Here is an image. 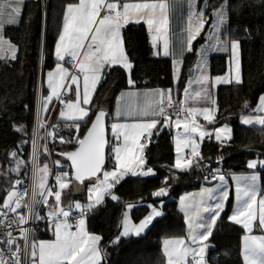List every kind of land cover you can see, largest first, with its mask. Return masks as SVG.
<instances>
[{
    "label": "snow or ice",
    "instance_id": "snow-or-ice-1",
    "mask_svg": "<svg viewBox=\"0 0 264 264\" xmlns=\"http://www.w3.org/2000/svg\"><path fill=\"white\" fill-rule=\"evenodd\" d=\"M24 3L25 0H0V61L17 59L18 46L5 38L4 29L6 26L19 25ZM208 7V0H204L202 6L198 0H78L65 5L62 29L54 45L57 62L55 68L47 73L48 94L44 96L41 93L37 105L31 138L33 151L27 161L21 159L20 150L26 143L21 140L8 152V167L0 173L9 180L13 175L17 177L4 190L0 202V264H104L107 246L101 247V235L86 229V217L98 208L106 207V197L119 203L121 198L114 189L126 177L155 175L154 168L147 163L149 145L154 137H158L165 127L183 128V132L177 133L175 137L174 164L162 165L168 168L170 175L165 176L160 186L151 192L153 198L159 199L161 206L164 204L163 198L169 195L171 182L177 179L172 174L173 169H207L195 135L203 141L206 137L211 139L214 132L216 141L222 146L232 139L233 129L227 123L214 127L210 132L194 119L202 116L214 125L218 102L213 98L210 88L218 84L243 83L241 40L238 36L223 35L227 31L228 0H223L212 9L211 37L197 52L199 59L196 68L199 74L194 80L190 77L188 81L189 86L193 82L199 85L194 95L189 86L185 87L184 98L178 103L173 101L171 89L121 92L117 97L116 122L110 125L114 141L110 145L105 137V109L98 106L94 118L90 116V102L106 75L104 70L116 65L129 72L133 69L121 35L124 26L130 22L143 21L153 48L157 49L154 54L162 52L165 57H172L173 79L176 81L181 75L182 58L194 50L193 41L205 26ZM237 7H242V4ZM185 8L186 28L183 24ZM178 13L180 32L173 44L170 39V18ZM244 31L247 33L248 29ZM229 47V72L223 77H210L207 72L208 52H227ZM65 64H70L71 68ZM127 83L134 86L131 78ZM73 92L74 99L71 95ZM53 98L59 102V117L56 124H47L41 113H47L50 108L57 106L52 103ZM189 99L194 103L203 101L210 106H188ZM121 100L124 101L122 105ZM173 114L175 120L171 118ZM121 118L124 122H120ZM89 120L90 126L80 136L81 122L87 125ZM240 124L259 125L264 129V93L259 95L255 108H251L250 101H244ZM46 127L50 130L41 136L40 130ZM13 129L22 134L27 132L22 124H13ZM73 129L77 135H71ZM63 130H68L70 134L67 140L60 136L61 142L76 146L72 151L58 153L70 161V166L64 170L66 166L61 165L59 160L55 161L61 170L55 174L53 185L49 181L52 169L47 162L50 149L46 141L48 137L54 141ZM41 141H44L43 164L40 163ZM106 145L111 147V153L106 152ZM185 149L190 151L185 152ZM222 159L219 156L217 163ZM108 160L114 161L111 169L108 168ZM258 164L264 166V159H250L247 167L255 169ZM28 165H31L30 182L21 190L24 179L20 177L23 175L28 178ZM207 170L209 175L204 177L205 182H218L213 187H201L198 193H188L179 198L185 234L162 240L164 264H209L206 253L215 247L209 238L223 219L229 191L221 169ZM231 179L235 184L236 203L227 215V221L243 229L240 255L244 264H264V189L260 187V178L252 172L248 175L233 174ZM74 182L79 185L87 182L86 203L70 197ZM144 204L143 198L137 205L125 203L118 224L119 234L108 242L109 245L118 246L121 239L145 234L154 218L164 216L163 208L157 207L156 200H153L146 205L149 209L147 214L135 223L129 210ZM40 224H44V231L51 232L53 238L37 239ZM254 230L261 234H253Z\"/></svg>",
    "mask_w": 264,
    "mask_h": 264
},
{
    "label": "trees",
    "instance_id": "trees-1",
    "mask_svg": "<svg viewBox=\"0 0 264 264\" xmlns=\"http://www.w3.org/2000/svg\"><path fill=\"white\" fill-rule=\"evenodd\" d=\"M76 1L47 0L46 17L43 22L41 0H25L19 25L7 26L4 29V36L18 46V51L17 59L8 62L0 61V173L8 167L10 159L8 152L15 148L21 140L26 143L20 150V158L26 161L29 158L41 44L43 45L42 66L44 71L54 63L53 50L62 26L65 5ZM222 2L223 0H208L206 25L193 41L194 50L186 53L182 59L181 75L176 92L173 94L176 99L194 66L197 49L205 40L212 9ZM203 3L204 0H198L199 5L202 6ZM228 3L230 7L227 31L223 32V35L238 36L241 40L243 83L241 85L234 83L218 85L215 88L218 102L216 123L213 125L202 122L211 129L227 123L233 129V136L223 146L212 136L211 139L206 137L200 142L201 153L204 157L203 164L207 166V169L219 168L223 173L244 171L247 169L248 160L264 159V129L261 126H242L238 121L244 101H250L251 108H254L259 95L264 93V2L262 0H228ZM241 4L242 7H237ZM245 28L248 29L247 33L244 31ZM121 35L125 42L126 54L133 63V69L129 74L118 65L104 70L106 75L93 94L90 116L98 110V106H102L108 115L111 114L115 98L123 89L130 87L165 89L172 88L174 84L171 58L154 56V50L143 23H129L121 30ZM26 57L28 60L24 64ZM227 66L228 55L212 54L209 56L211 75L223 74ZM129 78L134 81V86L127 83ZM56 110L53 113L54 119H57ZM246 113L248 112L245 111L244 114ZM13 124L25 125L27 132L22 134L14 131ZM87 125L81 122L82 133ZM74 146V144L50 143V147L54 149L53 154L56 150H68ZM149 148L147 163L154 168L155 175L125 178L114 189L121 198L120 202H114L110 197H106V207L98 208L86 217L87 230L101 235L103 237L101 247L107 246L104 264H164L162 240L185 234V225L182 215L177 210L176 199L181 193L202 185L198 177L200 170L195 167L190 171L172 170V174L177 179L171 182L169 195L163 198L164 216L156 218L145 234L121 239L118 246L108 243L119 234L118 224L122 211L125 210V203L137 205L141 198L144 199V205L130 209L131 218L135 223L138 222L147 213V203L159 200L153 198L151 192L160 186L165 176L170 175L168 168L162 165H172L175 160L171 128L165 127L158 137L153 138ZM219 156L223 159L217 163ZM58 157L67 163L63 157ZM41 160L45 161L43 154H41ZM109 163L110 160L107 161L108 167ZM23 171L24 169L22 173ZM16 178L13 175L9 180L0 175V202H2L4 190L9 188ZM260 179L264 181V169L260 172ZM231 206L232 200L229 197L226 211L222 213L223 219L218 222L214 234L209 238L211 244L215 246L206 254L210 264H243L240 256L242 229L227 221ZM47 233L48 231H42L45 237ZM217 254H219L218 260Z\"/></svg>",
    "mask_w": 264,
    "mask_h": 264
},
{
    "label": "crops",
    "instance_id": "crops-1",
    "mask_svg": "<svg viewBox=\"0 0 264 264\" xmlns=\"http://www.w3.org/2000/svg\"><path fill=\"white\" fill-rule=\"evenodd\" d=\"M76 2H78V0L76 1ZM130 2H136V0H130ZM186 16H187V12H186V8H185V11H184V20H183V24H184V26H185V28H186V25H187V19H186ZM178 17H179V13L177 14V16H174V17H171L170 18V25H171V27H170V33H171V36H170V39H171V41H172V43L173 44H175V41H176V38H177V36H178V34H179V32H180V22H179V19H178ZM130 23H135V22H130ZM140 23H143V21H141ZM62 24H63V21H62ZM212 24H213V17L211 16V20H210V24H209V27H208V30H207V32H206V34H205V40H204V42L202 43V45H200L199 46V48L197 49V52H198V50H200L201 49V46H203V45H205L207 42H208V40L210 39V37H211V33H212ZM143 25H144V27H145V29H146V32H147V35H148V40H149V42H150V44L152 45V43H151V38H150V36H149V33H148V30H147V26L143 23ZM205 25H206V22H205ZM15 26V25H14ZM7 27V26H6ZM205 27V26H204ZM61 29H62V26H61ZM60 29V30H61ZM204 29V28H203ZM202 29V30H203ZM202 30H201V32H202ZM185 35H186V32H185ZM198 37V36H197ZM196 37V38H197ZM6 38V37H5ZM58 38V37H57ZM7 39V38H6ZM153 47V46H152ZM158 47H159V44H158ZM153 54H154V52H157V49H154L153 48ZM230 53H231V50H230V47H229V50L227 51V52H223V51H213V50H210L209 52H208V59H207V72H208V74H209V76L210 77H212V78H215V77H217V76H221V77H223L225 74H227L228 72H229V69H226V71L223 73V74H220V75H211L210 74V70H209V56L210 55H212V54H225V55H230ZM154 56H164L163 55V53L162 52H159L158 54H154ZM168 57H170L171 58V61H172V57L171 56H168ZM183 59V58H182ZM198 59H199V57H198V55H197V57H196V60H195V63H194V66L192 67V69H191V71H190V73H189V76H188V78H187V80H186V82H185V85H184V87H183V89H181L180 90V92L183 94V98H184V89H185V87L186 86H189L188 85V81H189V79H190V77L194 80V78L199 74V70L196 68V65H197V62H198ZM27 60H28V57H26L25 59H24V61H23V63L25 64L26 62H27ZM53 61H54V63H53V65L50 67V68H47V69H51L53 66H54V64H55V62H57L56 61V58H55V56H54V50H53ZM181 65H182V62H181ZM181 65H180V67H181ZM65 66L66 67H68L67 66V64H65ZM119 66V65H118ZM228 68V67H227ZM126 72H127V74H129V71H127V70H125ZM44 72V71H43ZM44 75V74H43ZM172 76H173V66H172ZM179 79V78H178ZM178 79L176 80V81H174V79H173V82H174V84H173V86H172V88H165V89H161V90H168V89H171L172 90V98H174L175 96H173V94L176 92V88H177V84H178ZM218 85H221V84H218ZM217 85V86H218ZM216 86V87H217ZM190 91H191V93L194 95V93H195V91L199 88V85H197L195 82H193L190 86ZM215 87V88H216ZM215 88H210V91H211V93H212V96H213V98L214 99H216V96H215ZM145 89H156V88H127V89H123V90H121L118 94H117V96H116V98H115V104H114V108H113V111H112V113L111 114H109L108 115V122H107V125H108V141H109V145L112 143V142H114L113 141V136H112V132H111V128H110V125H111V123L112 122H116V118H115V111H116V109H117V107H118V102H117V97L118 96H120V94H121V92H128V91H135V90H140V91H143V90H145ZM43 90H46V88H44ZM179 92V93H180ZM257 102H258V100H257ZM257 102H256V104H257ZM124 103V101L123 100H121L120 101V104L122 105ZM256 104H255V106H256ZM188 106H196V107H204V106H210V105H207L205 102H203V101H200V102H193V100H191V99H189L188 100ZM255 106H254V108H255ZM48 113V112H47ZM47 113H41L42 114V116H46L47 115ZM246 114H248V113H246ZM56 118H58V117H56ZM173 120H175L176 119V116H174V115H172V117H171ZM195 120H196V122L197 123H199L200 125H202L203 127H204V129L206 130V131H212V129L211 128H209V127H207L203 122H206V123H208L207 121H205L204 119H203V117L202 116H197V117H195L194 118ZM203 121V122H202ZM120 122H124V120H123V118H121V120H120ZM239 122H240V116H239ZM223 124H225V123H223ZM222 125V124H221ZM218 126H220V125H218ZM218 126H216V127H218ZM255 126H259V125H255ZM170 128H172V129H174V127H170ZM173 135H174V133H172V139H174V137H173ZM212 137H213V139L214 140H216L215 139V135H213L212 134ZM194 138L200 143L201 141H200V139H199V136L198 135H195L194 136ZM108 145V153H111V147ZM174 146V145H173ZM186 151H190V149H185V152ZM255 159H257V158H255ZM175 162V161H174ZM113 165H114V161H112V160H110V163H109V169H111L112 167H113ZM262 169H264V166H261V165H257V167L255 168V169H248V167H247V169L246 170H244V171H237V172H229V173H224L225 174V176H226V181H227V187H228V191H229V197H231V200H232V206H231V209H230V212L232 211V208H233V206L235 205V203H236V200H235V196H236V193H235V184H234V182L232 181V179H231V177H232V175L233 174H236V175H248V174H251L252 172H255L257 175H258V177L260 178V172L262 171ZM128 177H130V176H128ZM127 178V177H126ZM218 181H215V182H212V183H204V184H202V185H200V187H198V188H196V189H193V190H189V191H186V192H183V193H181L179 196H178V198L176 199V207H177V210H178V212L182 215V218H183V213H181L180 211H179V198L181 197V196H183V195H186V194H188V193H193V194H195V193H198L199 191H200V189H201V187H213V186H215V184L217 183ZM259 184H260V187H261V189H264V181L262 182L261 181V179H259ZM151 203V202H150ZM225 203H227V201L225 202ZM148 204V203H147ZM156 205H157V207H162L161 205H160V202H159V200L156 202ZM149 211V209L147 210V212ZM129 212H130V210H129ZM229 212V213H230ZM147 214V213H146ZM145 214V215H146ZM143 218V217H142ZM156 218H154V220H155ZM139 222V221H138ZM138 222H136V223H138ZM231 223V222H230ZM233 224V223H232ZM235 225V224H234ZM238 226V225H237ZM238 227H240L241 229H242V227L241 226H238ZM147 230V229H146ZM244 233H243V229H242V235H243ZM253 234H256V235H260L261 233L260 232H258V231H255L254 230V232H253ZM142 235V234H141ZM241 235V236H242ZM240 245H241V238H240ZM161 249H162V243H161ZM207 254V253H206ZM241 256V255H240ZM190 259V258H189ZM241 259H242V262H243V257L241 256ZM210 264V263H209ZM243 264H244V262H243Z\"/></svg>",
    "mask_w": 264,
    "mask_h": 264
},
{
    "label": "built area",
    "instance_id": "built-area-1",
    "mask_svg": "<svg viewBox=\"0 0 264 264\" xmlns=\"http://www.w3.org/2000/svg\"><path fill=\"white\" fill-rule=\"evenodd\" d=\"M46 9H47V0H41V11H42V19H43V22L45 21V14H46ZM67 59V58H66ZM43 45L41 44V54H40V61H39V67H38V76H37V87H36V89H35V103H34V123H35V121H36V112H37V105H38V103H39V96H40V94L42 93V86H41V74H42V68H43ZM67 66L69 67V68H71V65L70 64H67ZM181 99H183V94L182 93H180L179 94V97L176 99V98H173V101L175 102V103H178L179 102V100H181ZM56 105V104H55ZM57 109V106L56 107H54V108H51L50 110H49V113L45 116V118H46V122H47V124H56L57 123V119H54L53 118V113H54V111ZM42 115V114H41ZM174 115V114H173ZM175 116V115H174ZM60 126H61V128L63 129V121H61L60 122ZM47 130H50V129H47V127H46V129H42V130H40V135L41 136H43V135H45V132L47 131ZM69 131L68 130H63V131H61L58 135H57V137H56V139L53 141V139L51 138V137H48V139H47V144H48V148L50 149V155H49V157L47 158V162L49 163V165H50V167H51V169H52V171H51V173H50V176H49V181H50V183L52 184L53 182H55V180H54V176H55V174L57 173L56 172V169H55V165H54V162H53V160H52V155H54L53 154V148L52 147H50V143H59V144H62V145H72V144H67V143H62L61 142V140H60V136H63L64 137V139L65 140H67L68 139V137H69ZM80 136L82 135V132L80 131L79 133H78ZM71 135H77V133H76V131H75V129H73L72 130V132H71ZM44 143V141H41V146L39 147V151H40V154H43L44 155V150H43V147H42V144ZM75 145V144H74ZM33 151V147H32V145H31V152ZM186 152H189V151H186ZM45 156V155H44ZM41 161L42 160H40V163H41ZM45 162V161H44ZM27 172H28V178H25V177H23V175L20 177V178H22V179H24V184L21 186V190L24 188V187H27L28 186V183L30 182V175H31V165H28V167H27ZM222 174H224L223 172H222ZM209 175V171L207 170V169H204V170H200L199 171V179H200V181H201V183L202 184H204V183H207V182H205V180H204V177L205 176H208ZM212 182H215V181H212ZM211 182V183H212ZM44 224H40L39 225V228H41V231H44Z\"/></svg>",
    "mask_w": 264,
    "mask_h": 264
},
{
    "label": "rangeland",
    "instance_id": "rangeland-1",
    "mask_svg": "<svg viewBox=\"0 0 264 264\" xmlns=\"http://www.w3.org/2000/svg\"><path fill=\"white\" fill-rule=\"evenodd\" d=\"M230 56H231V53L230 55L228 56V68L229 69V60H230ZM56 64V62H55ZM55 64L54 66L51 68V69H45L44 72L42 71V74H41V86H42V94L44 96H46L48 94V90H47V83H46V80H47V73L48 71L50 70H53L55 68ZM39 67V66H38ZM44 74V75H43ZM37 76H38V68H37ZM38 79V78H37ZM37 79H36V86H35V89L37 87ZM44 88H46V90H43ZM74 88V86H73ZM72 95V98L74 99V92L71 94ZM53 104H56L57 105V110H56V116L59 117V111H60V106H59V102L55 100V98H53V101H52ZM91 103V102H90ZM247 115V114H245ZM238 121H239V118H238ZM223 125V124H222ZM221 126V125H220ZM218 126V127H220ZM171 132L174 133L173 137V145H174V153H175V158H176V152H175V137L177 135V133H182L183 132V128L182 127H174V129L171 128ZM211 132V131H210ZM213 135L214 132H213ZM30 153H31V150H30ZM52 160L54 162V165H55V169H57L56 171H60L61 169L58 168L55 164V161L59 160L61 162V165H64L66 166L64 168V170H67V166L68 163H66L62 158H59L58 156L56 155H52ZM175 161V160H174ZM44 161L41 162V164H43ZM53 185L55 184V182L52 183ZM80 189L79 191L77 189ZM70 197L72 199H75V200H79L81 202H84L86 203L87 202V182H85L84 185H79L77 182H74V185L72 186V191L70 193ZM65 202H67V198L65 200ZM87 229V228H86ZM50 238H53L52 237V234L51 232H48L47 233V236L45 237L43 234H42V231H41V228L37 229V239H50Z\"/></svg>",
    "mask_w": 264,
    "mask_h": 264
},
{
    "label": "water",
    "instance_id": "water-1",
    "mask_svg": "<svg viewBox=\"0 0 264 264\" xmlns=\"http://www.w3.org/2000/svg\"><path fill=\"white\" fill-rule=\"evenodd\" d=\"M96 111H97V110H96ZM96 111H95V112H96ZM95 112H94V114H95ZM106 113H107V118H106V121H105V123H106L105 137H106V139L108 140V125H107V122H108V112L106 111ZM94 114H93L92 118H94ZM90 123H91V121H89L87 127L90 126ZM87 127L85 128L84 132L87 131ZM84 132L82 133V135L84 134ZM82 135H81V136H82ZM75 146H76V145H75ZM75 146L72 147V148H70V149H68V150H56V151H54V154L57 155V156H60V155H58V153H60V152H64V151H72V150H74ZM106 152H108V145H106ZM61 157H63V156H61ZM63 158L67 161V159H66L65 157H63ZM67 163H68V165L70 166V161H67ZM77 183H78V182H77Z\"/></svg>",
    "mask_w": 264,
    "mask_h": 264
},
{
    "label": "bare ground",
    "instance_id": "bare-ground-1",
    "mask_svg": "<svg viewBox=\"0 0 264 264\" xmlns=\"http://www.w3.org/2000/svg\"><path fill=\"white\" fill-rule=\"evenodd\" d=\"M46 11H47V9H46ZM45 17H46V14H45Z\"/></svg>",
    "mask_w": 264,
    "mask_h": 264
}]
</instances>
